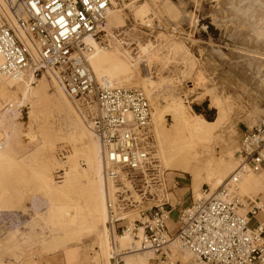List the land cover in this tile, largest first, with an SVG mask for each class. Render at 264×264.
Segmentation results:
<instances>
[{
    "label": "built area",
    "instance_id": "obj_1",
    "mask_svg": "<svg viewBox=\"0 0 264 264\" xmlns=\"http://www.w3.org/2000/svg\"><path fill=\"white\" fill-rule=\"evenodd\" d=\"M112 6V0H0V75L35 81L50 72L78 102L100 143L103 178L112 188L108 224L115 234L132 227L141 250L154 255L152 262L264 264V221L249 227L261 201L243 197L238 186L243 174L264 172V116L242 132L238 167L221 186L212 194L202 188L201 199L191 194L186 206L172 204L155 152L148 99L138 88L97 81L88 63L95 45L106 43L103 27ZM134 215L132 226L118 227ZM173 243L190 255L187 261L169 255Z\"/></svg>",
    "mask_w": 264,
    "mask_h": 264
},
{
    "label": "bare ground",
    "instance_id": "obj_2",
    "mask_svg": "<svg viewBox=\"0 0 264 264\" xmlns=\"http://www.w3.org/2000/svg\"><path fill=\"white\" fill-rule=\"evenodd\" d=\"M127 1V4L120 6L116 0H112L113 6L103 27L106 43L95 45L88 58L89 66L99 82L104 81L111 87L138 88L143 91L151 107L152 138L164 172L166 187L167 171L188 173L192 177L190 193L195 200L201 199L205 197L201 191L202 185H207L209 194H212L237 169L238 161L236 159L237 164L232 166L224 161L212 165L208 160H200L201 152L198 149L201 151L212 140V131L218 124L219 117L209 123L201 116L192 115L181 100H172L165 106L157 104L160 90L170 84L171 79L163 78L160 74L156 81H152L149 77L151 68L156 66L162 72L168 66L178 65L181 61H177L180 59L186 63L184 58L189 54L175 42L160 46L159 42L150 44L149 40L142 41V36L135 27L132 28L127 23V16L122 13L127 9L135 23L150 27L151 12L145 0ZM133 44L136 45L135 49L131 48ZM185 73L183 71L181 74ZM33 84L36 86L33 87ZM68 99L70 98L50 72L38 82L32 81L28 76L14 80L0 75V127L7 115L16 118L22 114L25 106H29L31 111L26 124L39 141L32 155L40 157V164L32 168L31 177L37 186L35 197L43 203V209L41 207L32 214L39 217L44 229L51 233L50 239L55 248L73 245L83 237H92L97 249L92 250L91 258H83V264H155L151 261L154 255L141 250L140 241L133 238L132 227L125 230L124 234L112 232L106 207L112 188L103 178L100 143L90 129L89 121L81 114L78 102L70 99L89 128L74 116ZM50 109L58 114V122L61 123L51 117ZM167 113L173 119V124L168 129L164 126ZM62 126L65 127V132ZM63 143L70 144L71 149L61 160H54L59 166L57 173H61L55 179H63L55 182L52 176L53 160L49 151ZM28 168L31 167L25 163V158H8L6 146L0 142V170L12 174L14 170L24 172ZM252 174L257 176L252 172L241 176L239 189ZM262 181L264 184V179ZM19 194L24 196L22 189ZM136 217L137 215L131 216L125 224L131 225ZM17 231L12 229L5 240H11ZM169 251L174 259L187 261L190 257L188 253L179 251L175 243L169 246ZM117 256L122 263L117 262ZM2 258L0 264H10Z\"/></svg>",
    "mask_w": 264,
    "mask_h": 264
},
{
    "label": "rangeland",
    "instance_id": "obj_3",
    "mask_svg": "<svg viewBox=\"0 0 264 264\" xmlns=\"http://www.w3.org/2000/svg\"><path fill=\"white\" fill-rule=\"evenodd\" d=\"M123 3L128 1L122 0L120 6H124ZM145 3L152 16L150 27L135 23L127 9L122 13L127 16V23L142 36L141 40H149L150 44L159 42L160 46L175 42L189 54L184 58L186 63L180 59L178 65L168 66L162 72L156 66L151 68L149 77L152 81L160 74L171 79V83L160 90L157 104L165 106L172 100H181L192 115L201 116L209 123L219 117L212 140L201 151L198 149L200 160H208L212 165L224 161L234 166L242 132L264 116V0H145ZM135 47V44L131 46L132 49ZM178 71L186 73L182 75ZM50 89L52 91L51 85ZM68 100L74 116L88 127L82 117L87 118L84 110L78 105L80 115L74 103ZM30 111V107L25 106L18 117L7 115L0 127V142L5 144L8 158H25V163L31 167L24 172L14 170L12 174L0 170V258L4 257L2 259L10 264H83V258H91L92 250L97 249L92 237L55 248L51 233L44 229L40 218L32 214L41 207L42 210L43 203L35 197L37 186L31 177V170L40 164V157L32 155L39 141L26 124ZM50 115L58 122V114L53 109H50ZM172 124V116L165 114L164 126L168 129ZM62 130L66 131L64 126ZM70 149V144L63 143L49 151L55 182L63 180L55 179L61 174L57 173L59 166L55 161L64 158ZM261 173L256 175L263 180L264 172ZM173 174L183 176L186 183L178 179L179 185L188 184L187 190L192 191L190 174L167 171L169 190L174 182ZM202 188L209 189L207 185ZM20 189L24 192L23 197L19 194ZM180 191H172L171 198L178 197ZM176 217L174 212L168 223L172 232ZM255 224L252 219L249 227L253 228ZM124 225L119 223L118 227ZM14 228L17 233L11 240H5ZM5 245L11 246L10 249Z\"/></svg>",
    "mask_w": 264,
    "mask_h": 264
},
{
    "label": "crops",
    "instance_id": "obj_4",
    "mask_svg": "<svg viewBox=\"0 0 264 264\" xmlns=\"http://www.w3.org/2000/svg\"><path fill=\"white\" fill-rule=\"evenodd\" d=\"M256 175V174H255ZM174 178V182L171 184V189H170V193L172 191H177V190H181V194L178 197H174L171 198V194H170V199L172 204L175 203L176 201H179L181 203L182 206H186L191 202V193L190 190H187V185L185 184L183 187L181 185H179V181H185L183 176L180 175H175L173 174ZM254 175H250L249 179L244 183V185L242 186L240 190V193L243 197L245 198H255L257 197L258 200L261 201V206H262V210L261 212H259L255 217L251 218L250 222H252V219H255L256 224L254 225V227H256L258 224L262 223L264 221V184L263 181ZM179 179V181H178ZM186 183V181H185ZM175 184V188H173V185ZM169 185L167 184V187ZM187 191V192H186ZM253 227V228H254Z\"/></svg>",
    "mask_w": 264,
    "mask_h": 264
}]
</instances>
